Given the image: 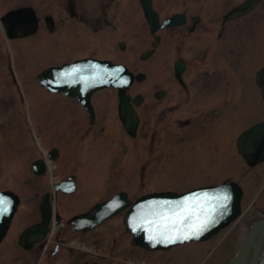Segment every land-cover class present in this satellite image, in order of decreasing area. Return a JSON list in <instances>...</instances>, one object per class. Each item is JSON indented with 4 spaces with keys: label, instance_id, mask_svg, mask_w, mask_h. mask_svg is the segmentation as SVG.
I'll list each match as a JSON object with an SVG mask.
<instances>
[{
    "label": "flooded vegetation",
    "instance_id": "1",
    "mask_svg": "<svg viewBox=\"0 0 264 264\" xmlns=\"http://www.w3.org/2000/svg\"><path fill=\"white\" fill-rule=\"evenodd\" d=\"M226 1L164 0L160 4L151 0L160 24L174 18L172 25L155 32L139 0L135 14L127 5L122 8L119 0H53V10L46 11L40 9V0H22L0 11V192L10 191L19 199L0 242L5 264L9 259L41 264L43 258L47 264H134L130 260L139 247L131 244L124 226L123 234L118 223H111L117 216L123 218L124 212L87 231L69 221L121 192L135 200L122 178L133 173L164 177L171 172L174 158L189 159L187 150L198 159H208L214 170L229 171L227 158L235 152L239 155L238 137L264 121L254 116L257 111L250 106L251 94L264 103L255 83L256 71L264 63L251 68L250 60L259 51L251 53L249 41H244L249 14L255 9L226 19L244 0L230 6ZM21 7L32 9L25 12L28 18H7L10 29L3 25L2 17ZM16 23L20 26H13ZM132 47L136 62L155 59L161 70L152 81L144 69L125 64L134 75L125 91L138 119L132 133L121 120L118 89L108 87L88 95L83 88L64 90L57 84L51 92L40 83L39 74L50 66L83 59L119 63L115 61L120 53ZM52 52L53 64L35 72L40 58ZM139 74L141 81H137ZM225 159L227 169H222ZM106 161L112 172L105 170ZM17 175L19 182L12 183L18 188L6 185V179ZM232 178L227 174L219 183ZM170 186L145 189L141 195L185 191L183 186ZM117 187L121 188L104 195ZM47 205L51 214L44 232L24 235L42 222ZM125 236L130 237L128 244L122 242ZM149 263L144 259L143 264Z\"/></svg>",
    "mask_w": 264,
    "mask_h": 264
},
{
    "label": "water",
    "instance_id": "2",
    "mask_svg": "<svg viewBox=\"0 0 264 264\" xmlns=\"http://www.w3.org/2000/svg\"><path fill=\"white\" fill-rule=\"evenodd\" d=\"M144 15L152 31L172 25L174 18L158 25V15L152 9L151 0H139ZM258 0H245L231 9L226 19L243 16L252 11ZM31 10L20 8L9 12L2 20L12 18L19 20L21 12ZM6 27L9 25L6 23ZM13 26L19 27V24ZM12 26L8 27L9 29ZM156 44H153L155 47ZM144 53L142 58L149 56ZM67 74L73 78L74 86H81L89 95L105 87L119 90V111L123 125L132 133L137 124L134 110L125 97V91L133 82L132 73L123 65H113L107 61L86 59L72 64L44 70L40 75L42 84L53 91V77ZM142 74L137 81L142 80ZM256 84L264 100V66L256 72ZM237 150L246 164L254 167L264 161V122H259L245 130L237 139ZM243 191L238 183L225 181L218 185L202 186L186 192L172 191L143 195L134 202L123 192L110 199L94 205L89 211L69 221L83 231L90 230L103 221L125 210L123 225L131 235V244L148 251L168 250L188 242H205L228 227L241 215V198ZM0 199L7 204V212L0 215V242L4 238L10 221L19 204L18 197L10 191L0 192ZM51 214L46 206L42 222L30 228L24 235L44 232ZM246 231L236 254L223 264H263L264 262V214L258 213ZM189 239H184V236ZM175 242H171L172 240Z\"/></svg>",
    "mask_w": 264,
    "mask_h": 264
},
{
    "label": "rangeland",
    "instance_id": "3",
    "mask_svg": "<svg viewBox=\"0 0 264 264\" xmlns=\"http://www.w3.org/2000/svg\"><path fill=\"white\" fill-rule=\"evenodd\" d=\"M21 1L22 0H0V5L5 4L4 6L0 7V11L19 4V2ZM119 1L122 4V8L127 5L128 10L134 11L133 14H135L136 11L138 12V10L140 9L138 0ZM239 1L240 0H227L226 6L236 4ZM156 2L163 4L164 0H156ZM40 9L43 11L53 10V0H40ZM248 18V26H250V28L244 35V41H249L248 49L250 48L251 53L254 50L259 51V54H255V59L252 58V60H250L251 68L257 69L264 63V0H260V3L257 5L255 10L249 14ZM134 51L135 49L133 48L132 51L130 50L126 53H120L117 61L115 62L126 64L130 68H134V70L144 69L145 72L148 73L150 80L155 81L160 76L161 71L160 68L155 64V59H151V61L144 64L140 63L139 61L136 62L133 56ZM51 64H53V52L47 57L42 56L34 71L38 72L40 69L45 68ZM146 84L147 83H145L144 85ZM253 105V109L257 111L254 113V116L257 115L264 118V103L258 101L256 95L253 96L251 94L250 106ZM27 117L29 119V114H27ZM30 117L33 121L36 134L38 136H41V132L37 129V124L35 121L36 119L32 115H30ZM251 122L253 121L251 120ZM31 129L33 130V127H31ZM234 134L235 132L233 133V135ZM198 149L199 147H196V151H198ZM203 149L204 152L209 151V149L207 148ZM186 153L187 155L185 156V158L189 159H184V162L178 158H174L172 162L175 163H173L172 166L170 165L172 169L171 172L169 174H164V177L159 175L155 178H152V175L147 173L143 174V176L140 177L138 174L136 175L135 173H133L129 177L122 178V180L124 181L127 180L124 184L126 185L124 188L129 190L130 197H138L143 193L142 191L145 189H147L148 191H152L164 187H171L170 185L183 186L181 188L183 190H186L201 185L215 184L219 183L222 180H225L228 174L231 175L233 177L232 179L237 181L243 188L244 194L242 198V215L234 224L230 225V227L221 231L215 237L206 242H189L183 245L172 247L166 250L164 254H160L158 252L146 254L145 252L141 251L140 248H137L136 251L132 250L137 255H134L135 257L130 260L131 263L135 261L134 264H143L144 259H146V261H150L149 264H223L231 259L239 249V245L245 234V231L248 229L253 220L257 218L256 212L264 211V164L249 168L246 166L240 156L235 152L232 158H227V166L229 164V171L220 170V167H217L214 170L210 166V161L208 159L203 157H199L198 159L196 155H190L191 152H189L188 150L186 151ZM79 163L81 164L82 162ZM83 165L85 166L86 164ZM222 165V169H227L226 159L222 162ZM104 166L106 171L110 168L112 172V170L114 169L112 167H109L108 161L105 162ZM127 169L131 168L128 166ZM20 178L21 177H19L18 175L15 176L14 179H11L9 177L8 179H6L8 180V183L6 182V185H9V187L18 188L17 184H13L12 181L15 180V182H19ZM119 179L121 180L120 177ZM120 188L117 187L115 190H113L114 188L108 189L110 191H107V193H105L104 195L113 194ZM92 196H90V200L92 199ZM112 221L113 222L111 223H118L120 225V228L124 234L122 217L117 216ZM129 239L130 237L125 236V238H122V242L128 244ZM17 258L19 259L21 258V256ZM5 261L6 259L0 258V264H5ZM127 261H129V259H127ZM9 264L19 263L14 261V259H9ZM41 264H47L45 258L41 260ZM122 264L125 263L123 262ZM126 264L130 263L126 262Z\"/></svg>",
    "mask_w": 264,
    "mask_h": 264
},
{
    "label": "snow or ice",
    "instance_id": "4",
    "mask_svg": "<svg viewBox=\"0 0 264 264\" xmlns=\"http://www.w3.org/2000/svg\"><path fill=\"white\" fill-rule=\"evenodd\" d=\"M10 202H6L3 199H0V215L4 214L5 212H7V204ZM189 236H184V239H189ZM171 242H175V240L173 239Z\"/></svg>",
    "mask_w": 264,
    "mask_h": 264
},
{
    "label": "bare ground",
    "instance_id": "5",
    "mask_svg": "<svg viewBox=\"0 0 264 264\" xmlns=\"http://www.w3.org/2000/svg\"><path fill=\"white\" fill-rule=\"evenodd\" d=\"M263 264H264V262H263Z\"/></svg>",
    "mask_w": 264,
    "mask_h": 264
}]
</instances>
